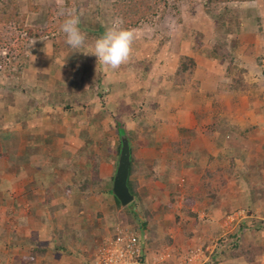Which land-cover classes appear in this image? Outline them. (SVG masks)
Returning <instances> with one entry per match:
<instances>
[{
	"label": "crops",
	"instance_id": "crops-1",
	"mask_svg": "<svg viewBox=\"0 0 264 264\" xmlns=\"http://www.w3.org/2000/svg\"><path fill=\"white\" fill-rule=\"evenodd\" d=\"M67 67L72 73L77 69L72 62ZM68 68L64 69V73L69 72ZM196 78L201 81L199 77ZM72 80L64 83L67 89L75 88V93H87L88 95V83L84 81L75 83ZM167 83L169 84V82ZM197 84L199 85L198 82ZM48 85L43 84L42 90H47ZM36 87L39 90L42 86L36 84ZM105 89L110 91V87L107 85ZM106 91L102 98L107 96ZM170 91L174 94V98H171L172 103L166 102L169 106L165 111L162 113L158 111L160 114L155 115L154 112H157V109L160 110L161 107L151 104L152 110L142 113V119L146 120L144 121L145 125L152 130H141V134L136 135V148L134 149L132 146L131 156L134 172L129 176V179L132 180V177L137 181L136 194L141 183L140 178H136L135 174L140 175L141 173L144 175L142 178L144 183L153 181L157 185L160 184L162 188L158 194L160 197L169 195V192L175 198L195 194L200 189V173L204 167H207L206 163L211 162L213 166L210 169H214L221 158L222 163L218 167L231 164L233 175L228 177L225 173L223 177L225 176L227 180L223 179L221 186H234L243 183V181H245V185L238 190L227 189L224 198L222 193L225 188H220V186L217 187L213 199L201 194L198 199L195 198L192 203L187 205L188 213L190 212L191 217L199 222L207 220L208 215L217 218L218 212L226 210L247 212L250 209L256 215L241 216L232 221L231 225L234 227L243 220L250 224V218L253 221H263L264 135L259 130L246 133L247 135L242 131L244 133L242 135L238 131L240 125L245 124L239 122L241 118L237 119L238 124L235 122L238 128L235 131H229L232 137L224 134L226 130H220V125L215 123L214 130L210 134L221 133L219 135L223 140L221 145L225 147L226 152H232L231 157L229 159L225 157L221 150L219 151V147L210 149L212 152L203 154L205 148H210V144L204 145L203 148L201 142L204 141L195 139L202 135L205 136L206 132V130L197 127L199 124L202 127V122L199 120V103L182 102L176 96L177 90ZM76 96L79 97V95ZM93 96L87 97L85 102L92 101L93 104L99 105L100 101ZM41 102L43 103V100ZM122 108L120 105L119 109ZM91 110L90 108L89 112H85L87 117L84 120L79 118L77 113H66L64 117L68 116L69 122L65 124L64 128L55 122L58 120L57 117H61L58 115L60 113L58 110L50 111L48 109L49 116L38 113V116L22 117L25 124L23 130L19 132V137L22 140L14 139L10 135L9 137L2 136V129L13 125L9 121L10 119L7 121L10 124L7 125L3 115L1 123L3 126L0 128V264H88L93 250L113 234L117 225L131 228L130 225L119 224L117 215L110 211L115 205L109 190L117 159L115 146L118 142L117 132L115 133L114 127H111L114 118L105 113L106 116H102L100 113L94 115L96 111L91 112ZM10 117L14 118L13 121L16 122L20 116L11 115ZM154 119L157 122L155 128L150 125ZM206 121L208 122L207 119ZM212 121L215 120L212 119ZM247 121V124L255 125L259 123V118H252L249 114ZM159 124H166L167 132L155 134V129ZM15 128L21 129L20 126L11 129ZM81 130L83 135L79 136L78 131ZM9 133L13 132L9 131ZM183 138L188 140L186 147H180V151L172 152L169 143ZM161 141L166 143L164 147H162ZM192 145L194 149L198 150L196 152L198 156L187 152V148L193 152ZM134 150L138 159L134 158ZM140 150L147 151L146 155L151 152L152 154L141 158ZM13 153L15 156L9 155ZM240 158L244 160L236 165V161ZM93 163H95V169L97 167V173L95 172V175L92 176L91 164ZM171 163L173 166L168 173L165 171V166ZM243 163L245 166L243 170H240ZM152 166H158L163 172L161 179L150 177L149 169ZM252 168L255 170L254 172H259L262 175L261 178H257V181L247 178V174H253ZM244 170L246 171L244 172ZM167 175H172V177L165 178ZM83 180H86L87 186H84L82 195L77 184ZM137 187H139L138 190ZM260 188L262 190H259ZM218 190H222V192L220 193ZM256 193L260 194L255 196ZM180 201L177 200V204L172 208L173 211L181 209ZM149 213L151 220H154L151 223L157 226L151 232L154 234L153 237L146 243L144 242L143 264L211 263L216 246L210 236L216 231L219 233L222 229L216 228L214 231L201 229L202 231L193 234L191 229L176 228L170 231L167 229L164 234V230L162 232L159 230L161 224L156 221L158 215ZM178 220L180 221L181 217ZM172 222L171 217L168 224ZM255 232L257 236H260V234H264V228H262V232L260 230H255ZM190 234H200V240L194 242V238L187 237ZM140 236L142 238V234ZM245 237L244 233L243 241L246 243L247 238ZM39 243H41V247L45 248L44 253L30 259L29 253L33 245ZM251 245L261 247V252L258 251L253 257L255 263L260 261L261 264H264V239L261 241L257 239ZM216 258L215 264H229L232 259H243L242 257L225 258L220 250H217Z\"/></svg>",
	"mask_w": 264,
	"mask_h": 264
},
{
	"label": "rangeland",
	"instance_id": "rangeland-1",
	"mask_svg": "<svg viewBox=\"0 0 264 264\" xmlns=\"http://www.w3.org/2000/svg\"><path fill=\"white\" fill-rule=\"evenodd\" d=\"M9 1L10 0H0V8L4 4L9 3ZM111 1L113 0H14L19 15H24V27L33 28V30L37 29L39 37L26 38L24 44L25 50H23V52L26 53L24 57L27 59V62L22 65L17 74L13 73L10 76H6L5 71L7 67L10 66L11 59L14 56H17L15 45L16 39H12L11 34L15 32V34L18 33L21 37H26L27 35H24L22 31H16V24L13 26L9 23L4 26L0 23V115L2 114L0 128L3 126L1 124L3 115L5 116L4 118L6 119L5 122L7 125L10 124V122H7L9 119L13 124L12 127L10 126L9 128L2 129L3 137L11 131L13 132L11 136L14 139L22 140V138L19 137L20 130H23L25 126L22 117H27V115L38 116V113L49 116V113H47L48 109L50 111L58 110V112H60L58 115H61V117H57L58 120L55 122L58 126L61 124L62 128H64L65 124L69 122L68 116L64 117L66 116V113H77L79 118L84 120V118L87 117L85 112H89L91 108V112L96 111L94 112V115H97L98 113L102 116L105 115L98 104H93L92 101L85 102V99L89 97L87 93H75V88L67 89L64 84L65 82H70V79L72 80V78L75 79V76L79 75L80 71L88 72V70H90L89 73H91L93 77L97 74L98 67L96 66L95 60L91 61V63H82L81 59L85 54L81 52L87 51L88 46H91L98 38V34H92L91 37L86 36V44L85 47L80 49L81 52L73 51L66 43L59 42V39L62 37L65 38V35L60 28L64 17L60 16L58 11L59 5L62 3L65 12H71L77 15L80 19L79 27L84 33H86L84 29L86 26L95 25V23H92L91 25L89 22L91 19H95V12L99 11L104 16L102 24L105 26L106 31L112 26L114 21L118 20L109 13V10H106ZM168 1L170 2V0ZM196 1L198 2V5L192 7V10L186 5V2L183 4L177 3L175 8H171V5L169 4L164 7L159 6L154 16H150L141 21L137 27L126 28L132 29L136 33V39L133 43L135 44L134 48L139 46L137 45L138 43L142 44L147 40H150L148 42L151 43H156V41L159 43V41H162V44L159 45L158 52L153 59V64L150 70L152 73H145L144 77L139 78L134 70L129 71V69H126L125 64L121 65V67L115 72L106 69L102 65L103 72L107 74V77L105 75L104 78L105 88L106 85L110 87V91H106L105 88L103 89L104 92H107V96L102 98V103L111 114L122 121L123 128L127 131L134 132V137L136 139V135H140L141 130H152L145 125L144 121L146 120L142 119V113L150 112L152 110L151 104L159 105V107H161L160 110L157 109V112H154L155 115H159L160 112L162 113V111H165L169 106L167 103H172L173 101L171 100L174 98V94L171 93L172 91L170 90L175 89L178 92L176 96H178L182 102L186 101L193 104H196L197 102L199 103V120L202 122V127H200V124L197 127L206 130V132L204 133L205 136L202 135L195 139L205 142V144L204 142H201L203 148L204 145L210 144V148H205L203 154L206 152H212L210 149H216L219 147V151L221 150L222 154L229 159L232 152H226L225 147L221 145L223 141L221 140V137H219L221 133H217V135L210 134L214 130L213 125L215 123L216 125H220V130H226V133L224 134L232 137L229 132L232 131L230 130V126L234 129L238 128L237 119L241 118L239 122L245 124L240 125L238 128L240 133L243 131L245 134H248L251 131L257 132V130H259L262 135H264V46L261 45L264 44V0L222 3L212 7V9L207 12L200 6L202 0ZM29 6H34V10L29 9ZM224 8L228 10L230 16L227 20L221 23L220 28H217V32L214 33L213 18ZM96 21L100 20L96 19ZM121 27L123 26L121 25ZM188 30H198L206 34L204 38H201L203 45L207 46L208 43L211 45L213 42L221 41L225 43V48L230 52V63L242 68L241 75L243 76V79L246 80L249 88L245 91H238L236 95L228 91L224 92L222 90V84H225L229 79V76L224 73L225 61L220 62L219 58L213 60V58L207 54L209 52V45L206 53H194L192 51L193 38L187 35ZM52 36L55 37L57 42H59V46L54 49L55 51H52L50 45ZM188 37L191 39H188ZM180 54L192 55L197 68L186 79L185 83L174 86L173 88V85L167 83L166 75H169L172 72ZM33 56L35 57L34 60ZM21 58L22 55H18V57H15V62H20ZM159 60H161V65L158 66V69L153 71L154 65H156ZM71 62L73 65L75 64V67L78 69H75L74 73H72V71L70 72V68L67 67ZM14 66L15 63H12V71H15ZM66 68H68L70 73H64V69ZM196 77H199L201 81ZM65 78L67 79L66 81ZM84 82L89 83L87 80ZM195 82L199 83V85H196V88L194 84ZM36 84L41 85V89L38 90ZM43 84H49L47 90H42ZM218 84L221 86L219 87ZM76 95H79V100ZM209 95L210 97H208ZM74 97L77 98V101L74 99L75 102H73ZM211 97L218 102V104L216 103V107L213 106ZM42 100L43 103L41 102ZM82 103L85 106H83ZM38 105H41L40 108H37ZM120 105L123 107L122 109H119ZM65 106H68L67 109H65ZM249 114H251L252 118L258 117L259 123L255 125L247 124V116ZM11 115L20 116L19 120L14 122V118L10 117ZM212 119L215 121H212ZM15 126H20L21 129H11ZM167 128L168 126L166 124H159L158 128L155 129V134L159 135L165 133L168 130ZM78 132L79 136L83 135L82 130ZM161 142L162 147H164L166 143L164 141ZM186 150L189 154L192 155L194 153L198 156L196 153L198 150L194 149L193 145V152L189 151L188 148ZM146 154L147 151L143 152V150H140L139 156H141V158L142 156L146 157L151 155L152 152L149 155ZM9 155L15 156V153ZM137 157L138 155L134 150V158L138 159ZM243 160L244 159L241 158L240 160L238 159L236 165H239L241 163L240 161ZM217 163L218 165L215 166H220L222 163L221 158ZM206 165L209 169L213 166L211 162L206 163ZM241 166H245L244 163L241 164ZM240 170L243 169L240 167ZM245 171L246 170H244V172ZM254 171L255 170L253 169V174H247L248 180L257 181V178H261L262 175L259 172L257 173ZM223 175L222 180H227ZM226 175L230 177L232 174ZM135 176L136 178H140L141 183V187H137V190L139 188L137 195L139 194L138 196L141 203H144L150 212L158 215L157 219L159 220L156 219V221L161 224L159 230H161V232L164 230V234H166L165 231L167 229H169V231L176 228L180 230L191 229V232L194 234L195 232L202 231L201 229L214 231V229L217 228L218 230L222 229L219 234L223 235L227 231L232 230V218L256 215V213L252 212L250 209L247 210V212H229L226 210L218 212L219 215L217 218L208 215L206 217L208 218L207 220L198 222V220L196 221L194 217H191L188 212H185L182 209H176V211L172 210L177 204V200H181L180 205L182 206V197L175 198V196H170V192L169 195L160 197V195H158L159 192L162 191L160 184H158V186L153 181L144 183L142 181V178H144L142 173L140 175L135 174ZM169 176L172 177V175ZM131 179L133 180L132 177ZM214 182L216 185H219L220 188H225L222 193L223 198L226 196L227 189L238 190L245 185V181L234 186H221L219 179H214ZM257 186L259 187V185ZM259 190H262V188ZM221 192L222 190L220 193ZM259 194L260 193H256L255 196ZM110 211L115 213L118 217L121 216L123 209H119L114 205ZM168 217L169 219L172 217L173 222L171 224H168ZM180 217L181 220L179 221L178 218ZM89 220L91 222L90 218ZM153 221L154 220H151L150 218L148 222L152 229L151 232H153L154 228L157 226L156 224L151 223ZM117 227L127 228L121 225H117ZM128 229L130 230L131 228L128 227ZM136 230L137 232L135 233L133 231V233L137 235H139V232L142 233L139 227ZM260 231L262 232V230ZM115 232L116 228L113 233ZM151 232L143 233H145L147 238H152L153 236ZM244 233L246 235L245 238H247L246 242L250 244L256 242L257 239H259V241L264 239V234L257 236L256 232H245V230L243 231V234ZM193 234H190L187 237H192L191 239L194 238V242H198L200 240V234ZM183 236L185 237L186 235ZM210 237H212L213 240V234H211ZM142 238L145 241L144 234H142ZM107 240L108 238H106L101 244L97 245L96 248L103 245ZM37 245L43 249L41 254H36L39 256L44 253L45 248L41 247V243ZM34 247L35 246H33L32 249ZM96 248L93 250L91 256H94ZM229 264L248 263L243 259L238 258L232 259ZM254 264H261V262L258 261Z\"/></svg>",
	"mask_w": 264,
	"mask_h": 264
},
{
	"label": "trees",
	"instance_id": "trees-1",
	"mask_svg": "<svg viewBox=\"0 0 264 264\" xmlns=\"http://www.w3.org/2000/svg\"><path fill=\"white\" fill-rule=\"evenodd\" d=\"M244 1H250V0H202L200 2V6L204 11H210L212 7H215L218 4L222 3H229V2H244ZM186 2L187 6L190 7V10H192L195 5H198V2L196 0H113L108 4V8L106 10H109V13L112 14L116 19L121 20L122 26L124 28H134L139 25V23L145 19H147L150 16H154L156 10L158 9L159 6H167L168 4L171 5V8H175L177 3H184ZM29 9L34 10V6H29ZM17 5H15L14 0H10L9 3L4 4L0 8V23L2 25H7L11 23L13 26L16 24V31H22L24 35H27L26 37H21L18 33L11 34L12 39H16V49H17V56H14L11 59L10 66L7 67L5 71L6 76H10L13 73H16L20 71V68L22 67L25 62H27V59L24 57L25 50L24 44L26 42L27 37H39L37 33V29L33 30V28H28L24 27L23 19L24 15L20 14L17 12ZM96 17L95 19H91L89 22L91 25L92 23H95L94 26H86L85 29V34L87 37H91L92 34H98V37L104 34L105 32V26L102 24L104 21V16L101 14V12L96 11ZM93 14V13H92ZM91 15V14H90ZM230 16V13H228V10L226 8L222 9L220 12L216 14V17L213 18L214 22V33L217 32V28H220L221 23L225 20H227ZM100 20V21H96ZM97 22V23H96ZM206 33V32H205ZM187 35L191 38H193L192 41V51L195 52H200V53H206V50L208 49L209 45V52L207 53L213 60L216 58H219L220 62L225 61V68H224V73L229 76L228 81L223 85L222 90L225 92H230L233 94H237L238 91H245L247 90L248 84L246 80L243 79V76L241 75L242 73V68L237 67L236 65H232L230 63V52L225 48V43L221 42H213L211 45L208 43V45H203L201 42V38L205 37L206 34L202 33V31L198 30H188ZM188 39H191L189 38ZM63 40V41H62ZM150 40L144 41L142 44L138 43V47H135V44H133V53L130 58V60L125 64L126 69H129V71L134 70L137 73V76L144 77L145 73H152L151 66L153 64V59L156 56L158 52V47L159 45L162 44V41H156V43H151L148 42ZM59 42L65 43V38L62 37L59 39ZM59 42L55 40V37H51V49L52 51H55L54 49L59 46ZM251 45V44H250ZM264 46V44H261ZM89 47L87 48V51L89 50ZM86 50V49H85ZM22 55V58L20 62L16 63L15 62V57H18V55ZM83 58L81 59L82 63H91V61L95 60L96 66L98 67L97 69V74L93 77L91 73L86 72V71H80L79 75L75 76V79L73 78V81L76 82H82V81H89L87 91H88V96L89 98L92 97L94 94L96 96H93V98L99 100V106L101 107L103 113H105L107 116L114 118L113 121L111 122V127H114L115 133L117 132V128H120L123 130L128 138L129 145L130 146V161H129V168H128V179H127V186L129 191L134 195V199L130 203H128L125 206H120L118 201L113 197L115 206L119 209H123L121 216H118V223L119 224H129L131 226L132 232L134 231L135 233L137 232V228L142 231L141 234H144L145 241L144 239L141 238L140 232L137 235V240L141 246L142 249V255L139 257V260L141 264H143L144 256H145V251H144V242L148 241L150 238H147L145 236L146 232H151V226L148 224L149 219H150V211L147 206H145L144 203H141V200L139 196L136 194V182L135 180H130L129 176L134 172L133 169V164H132V149L136 148V142H135V137H134V132L132 131H127L125 128H123V123L121 120H118L119 118L115 117L113 114L109 112V110L106 108V106L102 103V97L105 95L104 88H105V83H104V78L105 75L107 77V74L103 72L102 65L97 62V58L94 55H84L82 56ZM260 61V60H259ZM258 61V63H259ZM161 60L158 61L156 65H154L153 71L155 69H158V66H160ZM12 63H15V71H12ZM81 66V63H80ZM196 62L193 58L192 55H187V54H180L177 58L176 64L174 68L172 69V72L168 75H166L167 82L173 86H178L183 83H185L186 79L193 73V71L196 69ZM118 70V69H116ZM115 70V71H116ZM114 71V72H115ZM195 88L197 85V82L194 83ZM220 87L221 85L218 84ZM94 92V93H93ZM210 97V95L208 96ZM72 99V98H71ZM77 101V98H73V102L75 100ZM211 101L213 103V106L216 107L218 102L215 101L213 97H211ZM98 102V101H97ZM217 103V104H216ZM83 104V103H82ZM70 105V104H68ZM41 105H38L37 108H40ZM83 106H85L83 104ZM68 107V106H67ZM65 106V109H67ZM23 112V110H22ZM24 113V112H23ZM2 114L0 115V121H1ZM118 120V121H116ZM155 121V122H154ZM154 121L151 122L152 127H156L157 122L154 119ZM237 128H233L230 126V130H236ZM248 131V130H246ZM117 134V133H116ZM244 133H242L243 135ZM11 136L12 133H8L5 137ZM134 141V144H133ZM188 140L183 138L181 140H173L169 143L170 150L172 152H178L180 151V147L184 148L187 145ZM142 144V143H141ZM133 146V148H132ZM1 147V146H0ZM118 147L119 143H116L115 146V155L118 153ZM1 149V148H0ZM1 151V150H0ZM1 155V152H0ZM173 166V163L168 164L165 166V171L170 173L171 167ZM244 166L241 167L243 169ZM91 173L92 176L95 175V172L97 173V167L95 169V163L91 164ZM161 174H160V172ZM226 174H232V165L228 164V166H221V167H215L213 170H210L208 167H204L203 170L200 173V189L199 191L192 195H186L182 199V206L181 209L185 212H188L187 210V205L192 203L195 198H199V195H206L209 199H213L217 187L219 185H216L214 182V179H219L220 182H223L222 180V175ZM149 174L152 179L158 178L161 179L163 172L159 169L157 166H152L149 169ZM169 175L165 176L168 177ZM94 178V177H93ZM97 180V176L95 177ZM86 180H83L77 186L80 189V192L82 193L84 191V186H86L85 183ZM85 183V185H84ZM215 186H214V185ZM110 192V191H109ZM83 195V193H82ZM170 196H174L172 193ZM137 197V198H136ZM139 200V201H138ZM190 213V212H189ZM140 217V218H139ZM176 218V217H175ZM250 224L247 223V221H239L231 231H227L225 234L220 235L217 231L213 233V240L212 242L215 244L216 249L214 252V255L212 256L213 260L211 261L210 264H215L217 262V250H220V253H222L223 256L228 257V258H237V257H242L244 261L248 264H254L255 259H254V254H256L258 251L261 252V247L259 246H252L250 243H245L242 240L243 236V231H252L255 232V230H262L264 228V220H254L250 218ZM116 228V227H115ZM114 228V229H115ZM145 232V233H143ZM113 233L111 236H109L110 239L114 238ZM153 236V233H152ZM211 242V243H212ZM35 246L31 252L29 253L30 259L34 258L36 254H41L43 252V249L40 248L37 244H34ZM88 264H95V257L91 256V258L88 260Z\"/></svg>",
	"mask_w": 264,
	"mask_h": 264
},
{
	"label": "clouds",
	"instance_id": "clouds-1",
	"mask_svg": "<svg viewBox=\"0 0 264 264\" xmlns=\"http://www.w3.org/2000/svg\"><path fill=\"white\" fill-rule=\"evenodd\" d=\"M58 14L64 17L60 28L65 35V43L73 51L81 52L80 49L85 47L87 37L79 27V17L74 13L65 12L62 3L59 5ZM122 23L121 20L114 21L112 26L94 41L88 51L81 53L94 55L97 58V62L112 71L126 64L133 53V43L136 39V33L132 29L121 27ZM34 59L35 57L33 56ZM139 264H141L140 260Z\"/></svg>",
	"mask_w": 264,
	"mask_h": 264
},
{
	"label": "built area",
	"instance_id": "built-area-1",
	"mask_svg": "<svg viewBox=\"0 0 264 264\" xmlns=\"http://www.w3.org/2000/svg\"><path fill=\"white\" fill-rule=\"evenodd\" d=\"M141 255L142 249L136 234L128 228L116 227L114 238H108L103 245L98 246L93 257L95 264H139Z\"/></svg>",
	"mask_w": 264,
	"mask_h": 264
},
{
	"label": "water",
	"instance_id": "water-1",
	"mask_svg": "<svg viewBox=\"0 0 264 264\" xmlns=\"http://www.w3.org/2000/svg\"><path fill=\"white\" fill-rule=\"evenodd\" d=\"M117 135L119 147L109 191L118 201L119 205L123 207L133 200L134 195L129 191L127 186L130 161L129 142L125 132L120 128H117Z\"/></svg>",
	"mask_w": 264,
	"mask_h": 264
}]
</instances>
